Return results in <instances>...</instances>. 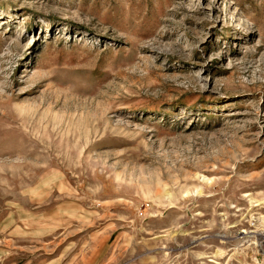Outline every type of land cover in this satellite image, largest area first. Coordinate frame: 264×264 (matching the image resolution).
<instances>
[{
	"label": "rangeland",
	"instance_id": "374dc122",
	"mask_svg": "<svg viewBox=\"0 0 264 264\" xmlns=\"http://www.w3.org/2000/svg\"><path fill=\"white\" fill-rule=\"evenodd\" d=\"M0 264H264V0H0Z\"/></svg>",
	"mask_w": 264,
	"mask_h": 264
}]
</instances>
